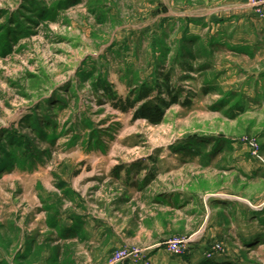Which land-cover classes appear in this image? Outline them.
<instances>
[{
  "label": "rangeland",
  "instance_id": "374dc122",
  "mask_svg": "<svg viewBox=\"0 0 264 264\" xmlns=\"http://www.w3.org/2000/svg\"><path fill=\"white\" fill-rule=\"evenodd\" d=\"M253 13L246 0H0V264L124 253L152 264L169 240H187L184 256L204 238L220 213L211 200L264 199V27ZM164 69L190 105L157 124L111 106L104 86L124 97ZM180 195L202 206H176ZM70 211L123 242L105 239L97 254L62 232ZM209 243L204 258L229 249ZM231 246L264 264V244Z\"/></svg>",
  "mask_w": 264,
  "mask_h": 264
},
{
  "label": "crops",
  "instance_id": "0c3cea01",
  "mask_svg": "<svg viewBox=\"0 0 264 264\" xmlns=\"http://www.w3.org/2000/svg\"><path fill=\"white\" fill-rule=\"evenodd\" d=\"M258 21L264 27V18L263 20L258 19ZM236 161L239 164L233 166L242 169L248 175L257 170L256 167H243V164H241L243 160L241 158H238ZM180 198L184 199V201H180ZM198 199V196L190 198L186 195H180V197L176 198V206H180L187 201L200 207L202 205ZM210 205L212 209H220V213L211 214L207 227L208 231L204 238L195 242L193 248H190L189 252L184 256L173 255L162 247H155L150 253L152 264H200L205 260L203 253L209 247L208 244H210L209 241L212 237L222 238L229 244V249L225 253L215 254L211 257L212 259L218 262L228 261L231 264H250L241 258L239 259L234 254L233 247L231 246L230 248V245L233 241L242 245L253 243H257V245L264 244V199L260 200L258 204H253V208L246 207L244 202L228 199L218 202L211 200ZM256 205L258 206L256 207ZM65 215L62 220V232L70 236H79L82 239L81 241L85 243L100 245V248L96 247L94 249L97 254H104L100 250L103 248L105 239H108V244L113 247L119 246L123 242L120 235L114 232L111 225L106 224V222L92 219V216L84 212L76 213L70 211ZM121 264H142V261L138 256H133Z\"/></svg>",
  "mask_w": 264,
  "mask_h": 264
},
{
  "label": "trees",
  "instance_id": "16d2710c",
  "mask_svg": "<svg viewBox=\"0 0 264 264\" xmlns=\"http://www.w3.org/2000/svg\"><path fill=\"white\" fill-rule=\"evenodd\" d=\"M162 64V68H163ZM171 71L169 69L158 73V77L154 80L143 81L136 87L132 88L128 95H116L108 86H104L109 95L111 106L120 112L133 111L134 118H142L150 123H160L164 117V110L172 104H180L188 106L190 102L180 98V90L173 89L171 84ZM104 83V82H103ZM99 84L102 82L99 81ZM103 86V85H101ZM166 94L167 98H161L162 94ZM236 113H231L230 117L235 118L236 114L242 110L240 104H236L232 108ZM231 109V110H232ZM11 141L13 139L10 137ZM30 146L28 145V148ZM200 264H227V262H218L212 258L202 261Z\"/></svg>",
  "mask_w": 264,
  "mask_h": 264
},
{
  "label": "built area",
  "instance_id": "2783aa9c",
  "mask_svg": "<svg viewBox=\"0 0 264 264\" xmlns=\"http://www.w3.org/2000/svg\"><path fill=\"white\" fill-rule=\"evenodd\" d=\"M246 6L253 10L255 16L259 20H263L264 0H246ZM185 242H187V240H185L184 238L169 240L166 244L167 249L169 250L170 253L177 255V256H181V254H183L187 248V244ZM213 249L221 251L220 246L215 244L214 246H212V251L205 253L206 258L210 259V257L212 256ZM133 256H136V255L131 254V253H124L122 255L120 254L117 258H114L110 264H121L126 259H130Z\"/></svg>",
  "mask_w": 264,
  "mask_h": 264
}]
</instances>
